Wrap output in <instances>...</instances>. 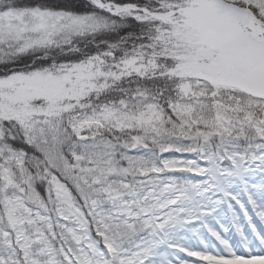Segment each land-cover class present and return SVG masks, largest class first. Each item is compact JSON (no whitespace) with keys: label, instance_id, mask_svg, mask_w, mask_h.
Instances as JSON below:
<instances>
[{"label":"snow or ice","instance_id":"6c2138e0","mask_svg":"<svg viewBox=\"0 0 264 264\" xmlns=\"http://www.w3.org/2000/svg\"><path fill=\"white\" fill-rule=\"evenodd\" d=\"M0 264H264V0H0Z\"/></svg>","mask_w":264,"mask_h":264}]
</instances>
